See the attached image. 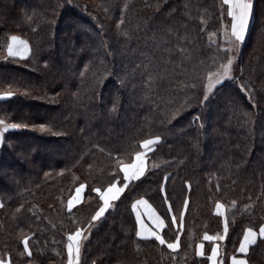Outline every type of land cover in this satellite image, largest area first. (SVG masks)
Wrapping results in <instances>:
<instances>
[{
  "label": "trees",
  "instance_id": "obj_1",
  "mask_svg": "<svg viewBox=\"0 0 264 264\" xmlns=\"http://www.w3.org/2000/svg\"><path fill=\"white\" fill-rule=\"evenodd\" d=\"M228 12L223 0H0V259L67 264V235L86 228L79 264H208L215 242L230 264L264 224V0L237 49ZM13 35L25 57L8 55ZM150 138L144 175L126 181ZM125 183L93 221L101 193ZM140 200L164 244L137 235ZM245 257L264 264V239Z\"/></svg>",
  "mask_w": 264,
  "mask_h": 264
},
{
  "label": "snow or ice",
  "instance_id": "obj_2",
  "mask_svg": "<svg viewBox=\"0 0 264 264\" xmlns=\"http://www.w3.org/2000/svg\"><path fill=\"white\" fill-rule=\"evenodd\" d=\"M224 4L226 5H231V7L229 8V12L228 14L233 16V20L234 22L232 23L231 25V34L233 37H235V39L237 41H242L244 39V31L247 27V22H248V15H249V10L251 8V0H223ZM12 41L15 42L17 41V37L13 36L11 37ZM21 43H24L25 45V51H27V44L26 42H21ZM20 53L19 52H16V51H13V47L12 45H9L8 47V55L10 57H14V56H17L19 55ZM231 63L232 61L229 60L228 61V64L225 66L224 68V74H225V77L227 78L228 77V73L230 71V66H231ZM220 81L217 80L216 83H219ZM215 85H211L209 87V91H211L212 87H214ZM207 98V97H206ZM159 142V138H156L155 140H147V141H144L143 144H142V147H148L154 143H158ZM140 155L141 154H137V159L140 158ZM126 173L125 175V180L127 181L128 179H130V177L127 175V169H123ZM144 168L141 167L137 173L133 174V177L132 178H135V179H139L140 176H143L144 175ZM84 186L81 185V188H83ZM128 187V184L125 183L124 185V188H116L115 185H111L109 188H108V191L109 192H113V195L111 197L112 200H117L119 199V195L118 193H121L124 191L125 188ZM113 189H115V191H113ZM80 189H77V192H79ZM95 191L99 192V189H96ZM104 199V205L98 210L96 211L95 215L92 217V220L95 221V220H98L100 217H102L104 215V213L108 210V208L111 206L110 203H109V200L107 198H103ZM137 203H140L139 201ZM185 204L187 205V201L185 202ZM2 206V205H0ZM71 202H70V207H69V210H71ZM133 207H136V205H133ZM221 207L220 204H217V208ZM170 210V209H169ZM182 219V217H181ZM175 220L176 218L175 217H172V222L175 223ZM161 223H163L161 221ZM227 225L225 226V233H227ZM81 233H82V230L81 229H77L76 232L74 234H70L68 236V240L71 242V241H75L77 237H80L81 236ZM259 234L261 237H264V226H262L260 229H259ZM138 236L141 235L140 232L137 233ZM156 240H158L160 242V244H164L165 243V240L157 235L156 233H153L152 234ZM255 236H256V233H254L252 231V229H248L245 236H244V242L241 243L240 245V248H239V251L241 253H244L247 251V245L248 244H255L256 243V239H255ZM250 237H252L250 239ZM144 239H148L149 237H142ZM178 239V238H177ZM205 239H213L212 237H208V236H205ZM219 239L223 240L224 237L223 236H220ZM26 243V246H27V242ZM168 248H171V249H175L178 245L177 244H174V243H169L168 245ZM75 259H76V264H79V256H80V248H79V242L77 241L76 242V247H75ZM31 252H28V255L31 256ZM68 255H69V264H72V256H73V245L72 243H69L68 244ZM200 255H203V253L201 252ZM217 255V249L216 248H213L212 249V256L209 257V259H212L213 257H215ZM0 264H6V262L4 260H0ZM213 264H215V261L213 262ZM233 264H247V261L246 260H237L235 257H233Z\"/></svg>",
  "mask_w": 264,
  "mask_h": 264
},
{
  "label": "crops",
  "instance_id": "obj_3",
  "mask_svg": "<svg viewBox=\"0 0 264 264\" xmlns=\"http://www.w3.org/2000/svg\"><path fill=\"white\" fill-rule=\"evenodd\" d=\"M13 36H15V35H13ZM13 36H10L9 37L8 46H7V49H6L7 50V53H8V47H9V45H12L13 51H24V50H22V49H24V48H22L23 46L20 47V48H18V50L17 49L16 50L14 49V46L13 45L16 43V41L15 42L12 41L11 37H13ZM28 52H29V49L27 51H24L23 53H20L17 56H19V57H25L28 54ZM135 166H137V163L136 162H135V164L129 166V169H128V167H125V168L123 167V169H127V175L130 177V179H132L133 174H135V172L133 170V168H135ZM137 169H138V166H137ZM137 172L138 171H136V173ZM125 175H126V173L124 171V177H125ZM130 179H128V180H130ZM113 185L116 186V184H113ZM116 187L117 188H121L119 186H116ZM108 188H106L101 193V196L100 197L102 199V204H101L100 208L104 205V199L103 198H107L109 200V203L110 204L112 203V201H114V200L111 199L112 196L111 195H108L109 194L108 193L109 192L108 191ZM81 190L82 189L80 188V192H81ZM119 194L120 193H118V195ZM135 218L137 220V233L140 232L141 233V235H140L141 237H151V236H153L152 235L153 233H156L157 235L160 236V232L159 231L161 230V228L163 226V223H161L162 219L159 218V216L156 214L155 210L152 207H149L146 204H144L143 207H142V209H140L138 207L135 208ZM262 226H264V224ZM247 230L244 232L242 238L240 239V243H239V246H238L236 255H232L231 256V258H230V264H233V257H235L237 260H241L242 259V260H246L247 261L245 255L247 254V252H248V250H249V248L251 247L252 244H248L247 245V251L246 252L241 253L239 251V248H240L241 243L244 242V236H245ZM252 231L254 233H256L255 239H257L259 237L262 238V239H264V237H261L260 236L259 230L257 231V230L252 229ZM251 238L252 237H250V239ZM173 243L174 244H177V241L176 242H173ZM213 248H216L217 249V255L215 257H213L212 259H209V257L212 256V249ZM212 249L207 254L208 255V264H213L214 261H215V264H219V255H218V245H217V243H214ZM197 252H198V254H200L201 252L203 253V244H201V245L198 246ZM247 264H248V262H247Z\"/></svg>",
  "mask_w": 264,
  "mask_h": 264
},
{
  "label": "rangeland",
  "instance_id": "obj_4",
  "mask_svg": "<svg viewBox=\"0 0 264 264\" xmlns=\"http://www.w3.org/2000/svg\"><path fill=\"white\" fill-rule=\"evenodd\" d=\"M228 7L230 8L231 7V5H228ZM252 8H253V0H251V8H250V10H249V15H248V22H247V27H246V29H245V31H244V38H245V36H246V34H247V31H248V25H249V23L251 22V20H252V15H251V13H252ZM231 16V15H230ZM234 22V20H233V16H231V18H230V21H229V28H230V33H229V35H230V39H231V41H233L234 42V47H236L235 49H237L238 47H239V45L240 44H242L243 43V41L244 40H242V41H237L236 39H235V37H233L232 36V34H231V25H232V23ZM15 37H16V35H15ZM17 41H16V43L13 45L14 46V49L16 50H18V48H20V47H22V48H24V49H22V50H24L25 51V45H24V43H21V42H26V41H24L21 37H18L17 36ZM21 43V44H20ZM26 44H27V42H26ZM29 49V46H28V44H27V50ZM24 51H16V52H19V53H23ZM156 138H150V139H147V140H155ZM143 144V143H142ZM156 144L154 143V144H152V145H150V146H148V147H142V149L140 150V151H138V152H136L135 153V155L133 156V160L130 162V161H128V162H126V163H123V167L125 168V167H128V169H129V166H131V165H133V164H135V162L137 163V166H138V169H137V166H135V168H133V170H134V172L136 173V171H138L141 167H145V164H146V157H145V155L147 154V152H149L154 146H155ZM141 154L140 155V158L137 160V154ZM134 162V163H133ZM130 163V164H129ZM129 165V166H128ZM122 167V168H123ZM113 185V184H112ZM125 185V184H124ZM124 185H118V184H116V186H119V187H121V188H124ZM81 188V185L79 186V187H77V189H80ZM117 188V187H116ZM77 189L75 190V192L73 193V197H72V199H71V205L72 204H74L75 202H77L78 201V199H79V197L81 196V192L79 191V192H77ZM113 191H115V189H113ZM109 194L108 195H113V192H108ZM113 202V201H112ZM138 202V201H137ZM137 202H135V205H136V207H134V208H140V209H142V207H143V205L144 204H146V202L144 201V200H140L139 202L140 203H137ZM112 204V203H111ZM110 204V205H111ZM217 204H220L221 205V207H219V208H217V206L215 207V211H216V213L217 214H219L220 215V217H222L223 219L225 218L224 217V214H225V208H224V205L223 204H221V203H217ZM147 205V204H146ZM86 228H83V229H81L82 230V233H81V236L80 237H77L76 238V240L75 241H69L68 240V242H67V247H68V244L69 243H72V245H73V256H72V264H76V259H75V247H76V242L78 241L79 242V248L82 246V242L84 241V239H85V236H86V230H85ZM76 231H74V232H72V233H70V234H74ZM69 234V235H70ZM69 235H67V236H69ZM216 243V242H215ZM0 260H2V259H0ZM5 262H6V264L8 263L7 262V260H4ZM67 261V264H69V255H68V260H66Z\"/></svg>",
  "mask_w": 264,
  "mask_h": 264
}]
</instances>
